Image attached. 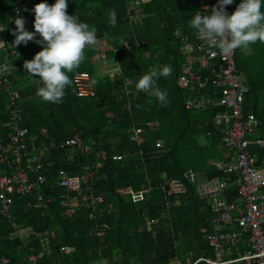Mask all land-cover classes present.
<instances>
[{
    "label": "trees",
    "instance_id": "trees-1",
    "mask_svg": "<svg viewBox=\"0 0 264 264\" xmlns=\"http://www.w3.org/2000/svg\"><path fill=\"white\" fill-rule=\"evenodd\" d=\"M25 1L18 8L14 0H0V26L5 30L3 40L7 45L15 39L12 35L15 18H23L25 30L33 32L30 20L34 18V6L55 3V0ZM134 1L138 0H67V14L78 16L81 22L96 29L98 42L102 41L105 47L111 48L112 59L117 60L121 72L120 79L114 81L105 77L96 80L91 59L98 55V50L86 48L80 67L68 75L71 79L73 73L82 71L88 73L91 82L93 79L97 81L92 83L95 95L90 99L75 98L71 83L65 89L62 102L42 101L36 95L42 85L38 78H30L23 67L25 61L32 60L42 50V46L35 42L41 37L37 34L27 44H20L15 49L9 47L18 53V57L10 62L16 71L8 73V79L21 98V125L30 131L44 128L53 142L75 137L81 148H90L87 152L79 149L71 153L69 150H51L46 159V180L51 182L58 170L76 175L82 166L90 165L97 176L93 194L102 197L95 219H91L85 209L74 218L62 219L56 202L39 212L20 208L23 199L16 201L11 222L0 220V256L7 257L9 264H25V252L17 247L18 239H8L10 231L23 227H28L34 236H46L50 249L46 261L67 259L71 264H99L100 256L108 264H174L173 258L181 264H188L196 258L195 255L209 254L201 231L208 228L206 221L210 215L197 200L194 187L188 185L184 194L168 199L167 210L161 205L162 196L156 190L160 181H183L182 173L189 168L204 171L209 177H222L218 170L223 163L219 131L211 123L212 116L220 109H185L183 101L194 97L193 93L179 89L175 84L183 62L179 37L185 35L192 39L193 28L189 23L195 14V0H143L133 14L127 11V6ZM240 2L233 0L236 7ZM109 10L117 13L115 27L109 23ZM133 39H143L145 45L133 47ZM126 44L131 48L122 50ZM251 48L250 55L237 49L234 63L239 82L247 88L242 111L252 113L260 121V129H264V43L258 41ZM106 54L111 56V52ZM161 65L173 68L169 78L158 80L161 90L167 92L168 102L163 106L154 97L149 104L148 95L135 88L140 76ZM124 79L130 82L127 97L122 92ZM20 82L24 83L22 88H19ZM209 89L206 87L205 91L209 93ZM3 100L4 94H1L0 123L4 120L1 113ZM126 100L128 110L124 109ZM132 126L143 130L139 145L130 140ZM5 133L4 128L0 129L2 143L6 142ZM156 142L161 143V149L154 147ZM248 149L257 163L264 158L263 148L250 145ZM99 152H103L104 160H97ZM112 156L119 159H112ZM145 179L151 186L148 192H144ZM43 191L44 194L49 192L47 189ZM234 195L236 191L231 188L223 199L229 201ZM150 219L156 222L146 225ZM100 223L107 224L108 229L102 239H97L90 230ZM31 244L36 247L34 239ZM61 244L72 246L75 253L70 258L56 254L55 250Z\"/></svg>",
    "mask_w": 264,
    "mask_h": 264
},
{
    "label": "built area",
    "instance_id": "built-area-1",
    "mask_svg": "<svg viewBox=\"0 0 264 264\" xmlns=\"http://www.w3.org/2000/svg\"><path fill=\"white\" fill-rule=\"evenodd\" d=\"M14 2L18 8L26 3L25 0ZM218 2L219 0H195V13L211 15V9ZM141 3L143 0L128 4L127 11L136 14L137 6ZM230 8L231 5L225 6V12ZM30 22L33 23L34 18ZM0 29L4 30L1 26ZM4 35L5 30L0 31V41L4 42ZM144 44L143 39L132 41L133 47ZM101 45L103 50L99 51V58H103L104 50L107 49L103 42ZM179 45L183 62L176 75L175 84L194 96L185 99L183 107L187 110H201L206 107L220 109V112L212 116L211 123L219 131L220 146L226 160L219 168L222 177H209L204 171L189 168L182 173L183 181L168 179L158 182L156 190L162 196L161 205L167 210L166 201L184 194L185 187L190 185L194 187L197 200L210 215L206 221L208 228L201 231L209 254L196 258L190 264H264V158L257 163L248 149L250 145L264 149V139L250 138L260 130V121L252 113L242 111L247 88L239 82L234 53L228 56L215 54L218 50L204 44L194 29L190 40L185 35H180ZM130 48L126 44L121 49ZM0 52V65L5 61L10 64L18 57V53L9 47ZM101 73L111 81L120 77L118 63L114 61ZM71 81L75 98L94 97L93 84L86 72L73 73ZM122 84L123 96L127 97L130 82L124 79ZM206 87L211 88L209 93L208 90L205 91ZM1 94H4V110L1 111L4 120L0 123V129L6 130V142H0V220L11 222L16 201L22 199L20 208L44 212L48 205L56 202L62 219L74 218L83 209L88 211L91 219H95L102 197L93 194L92 188L97 176L88 165L82 166L76 175L58 170L51 182L44 176L48 172L46 159L51 150H69L71 153L83 149L87 152L89 147L81 148L75 137L53 142L44 128L30 131L22 126V111L19 107L21 98L8 79V73L0 75ZM125 102V109L128 110V100ZM142 134V128L132 126L130 140L139 145ZM155 147L159 150L162 145L157 142ZM96 158L98 161L104 160L105 156L103 152H99ZM112 159L118 160L119 157L112 156ZM66 161L71 162L69 158ZM145 182L147 191H150L149 180L145 179ZM231 188L235 189L236 195L225 201V193ZM43 189L49 192L44 194ZM135 196L136 194L133 195ZM155 222V219H150L145 224ZM107 229V224L100 223L90 232L97 239H102ZM14 238L18 239L19 250L25 252L26 264H71L67 259L60 262L46 261L50 254L46 236H34L28 227L10 231L8 239ZM32 239L36 241V247L31 244ZM55 252L64 258H70L75 250L72 246L61 244ZM172 260L174 264H180L178 259ZM0 264H9L8 258L0 256ZM99 264L108 262L99 256Z\"/></svg>",
    "mask_w": 264,
    "mask_h": 264
},
{
    "label": "clouds",
    "instance_id": "clouds-1",
    "mask_svg": "<svg viewBox=\"0 0 264 264\" xmlns=\"http://www.w3.org/2000/svg\"><path fill=\"white\" fill-rule=\"evenodd\" d=\"M227 5H231V8L225 12V6ZM67 7V0H55V3L51 6L46 3L35 5L32 9L34 12V31H26L24 27L25 21L18 16L13 21L15 31L12 35L15 36V39L12 44L7 45L0 41V50L8 47L15 49L20 44H27L29 41H33L37 34L41 37L40 40L35 42L42 46V50L36 53L32 60L25 61L23 67L30 78H38V82L42 86L38 87L36 95L44 102H62L65 96V89L72 82L68 73H72L80 67L85 59V49L94 48L98 43L96 29L85 22H81L78 16L68 15L66 12ZM234 9L235 11L231 15L227 14L228 11ZM109 23L112 27L116 26L117 13L115 10H109ZM189 24L204 44L209 48L217 49L218 52L215 54L222 56L231 55L237 49L245 55H250L252 53V45L258 41L264 43L262 0H241L237 7L233 4V0H219L218 4L211 9V15H202L197 12L193 15V19ZM0 31L4 30L0 29ZM96 57L101 61V59H104V53L103 58H99L98 51ZM114 61L117 62L114 58L111 64ZM111 64L109 66L104 64L105 67L100 70V78H107L101 72L110 67ZM11 71H16V69L7 61L0 65V75ZM172 72L173 68L171 65L154 66L150 71L139 77L135 88L138 92H144L148 95L149 104L152 102L151 98L154 97L162 106L166 105L168 102L167 92L161 90L158 80L160 78H169ZM120 77L114 80L120 79ZM96 82L95 79L92 80L93 84ZM220 149L223 157L221 167L226 159L221 146ZM88 166L91 168L90 165ZM144 192H148L147 189ZM201 256L205 255H199L198 257ZM191 262L193 260L188 264ZM24 263L26 264L25 261Z\"/></svg>",
    "mask_w": 264,
    "mask_h": 264
},
{
    "label": "rangeland",
    "instance_id": "rangeland-1",
    "mask_svg": "<svg viewBox=\"0 0 264 264\" xmlns=\"http://www.w3.org/2000/svg\"><path fill=\"white\" fill-rule=\"evenodd\" d=\"M96 47L98 48V51H102L103 50V48H102L103 46L101 45V42H98ZM107 52H111V56H108L106 54ZM111 61H113V59H112V50L107 48V49L104 50V59H101V63L97 62L96 65H95V68H93L96 80H99V78H100V70L105 67L104 64H107V63L111 64ZM104 62H106V63H104ZM23 86H24V83L20 82L19 83V88H22ZM252 137H253V135L250 136V138H252ZM263 230H264V228H263ZM195 256L197 258V255H195Z\"/></svg>",
    "mask_w": 264,
    "mask_h": 264
},
{
    "label": "crops",
    "instance_id": "crops-1",
    "mask_svg": "<svg viewBox=\"0 0 264 264\" xmlns=\"http://www.w3.org/2000/svg\"><path fill=\"white\" fill-rule=\"evenodd\" d=\"M101 43H102V42H101ZM95 49L98 50V48H97L96 46H95ZM97 62H100V63H101L100 59H98L96 56L93 57V58L91 59V63H92V65H93L94 68H95V65H96ZM109 65H110L109 63L106 64V66H109ZM263 134H264V129H260L259 131H257V132L253 135L252 138L261 137V135H262V137H263Z\"/></svg>",
    "mask_w": 264,
    "mask_h": 264
}]
</instances>
